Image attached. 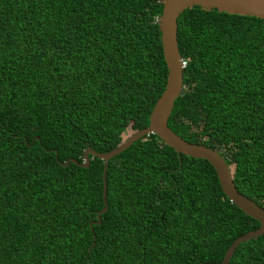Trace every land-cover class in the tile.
I'll return each instance as SVG.
<instances>
[{
    "label": "trees",
    "instance_id": "obj_1",
    "mask_svg": "<svg viewBox=\"0 0 264 264\" xmlns=\"http://www.w3.org/2000/svg\"><path fill=\"white\" fill-rule=\"evenodd\" d=\"M161 13L160 0H0V264H220L260 227L207 161L156 135L109 161L100 224L103 161L61 165L149 125L168 73ZM177 24L168 126L217 151L264 209V20L194 6ZM228 264H264V235Z\"/></svg>",
    "mask_w": 264,
    "mask_h": 264
},
{
    "label": "water",
    "instance_id": "obj_2",
    "mask_svg": "<svg viewBox=\"0 0 264 264\" xmlns=\"http://www.w3.org/2000/svg\"><path fill=\"white\" fill-rule=\"evenodd\" d=\"M162 13L158 19V27L161 33L163 57L167 68L165 89L155 103L149 116V125L140 131L134 132L123 143L107 153H97L87 149L83 153V163L75 159L68 160L63 167L70 163L88 168L89 156L103 161V209L98 213V222L106 213L108 203L106 198L107 185L106 175L109 161L121 154L133 143L148 135H156L165 145L173 149L178 155H184L194 159L207 161L214 169L221 190L227 199L240 209L245 215L259 222L257 230L246 233L237 238L227 249L220 264H228L235 250L243 243L264 235V209L253 200L240 194L234 185L232 172L225 159L215 150L204 145L193 144L178 136L168 126V119L173 111L175 101L180 97L183 90V59L179 53L177 41V21L179 16L187 9L199 6L203 10H217L220 13L232 15L250 16L264 20V0H160ZM92 225V224H91ZM94 243L92 244V246Z\"/></svg>",
    "mask_w": 264,
    "mask_h": 264
},
{
    "label": "rangeland",
    "instance_id": "obj_3",
    "mask_svg": "<svg viewBox=\"0 0 264 264\" xmlns=\"http://www.w3.org/2000/svg\"><path fill=\"white\" fill-rule=\"evenodd\" d=\"M132 133L130 132V130H127L124 132L123 134V139L126 140Z\"/></svg>",
    "mask_w": 264,
    "mask_h": 264
},
{
    "label": "built area",
    "instance_id": "obj_4",
    "mask_svg": "<svg viewBox=\"0 0 264 264\" xmlns=\"http://www.w3.org/2000/svg\"><path fill=\"white\" fill-rule=\"evenodd\" d=\"M182 64H183V68H184V66L186 65V62L183 60Z\"/></svg>",
    "mask_w": 264,
    "mask_h": 264
}]
</instances>
